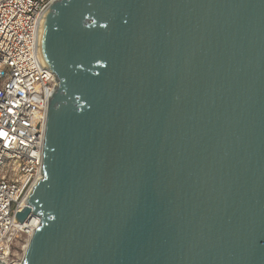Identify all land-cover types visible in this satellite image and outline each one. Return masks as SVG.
<instances>
[{
    "label": "water",
    "instance_id": "water-1",
    "mask_svg": "<svg viewBox=\"0 0 264 264\" xmlns=\"http://www.w3.org/2000/svg\"><path fill=\"white\" fill-rule=\"evenodd\" d=\"M36 50L18 264H264V0H56Z\"/></svg>",
    "mask_w": 264,
    "mask_h": 264
},
{
    "label": "built area",
    "instance_id": "built-area-1",
    "mask_svg": "<svg viewBox=\"0 0 264 264\" xmlns=\"http://www.w3.org/2000/svg\"><path fill=\"white\" fill-rule=\"evenodd\" d=\"M55 1L0 0V261L5 264L20 263H9L13 245L21 236L29 240L38 226L34 218L20 224L16 214L32 182L41 177L56 80L42 67L36 43L41 16Z\"/></svg>",
    "mask_w": 264,
    "mask_h": 264
},
{
    "label": "rangeland",
    "instance_id": "rangeland-1",
    "mask_svg": "<svg viewBox=\"0 0 264 264\" xmlns=\"http://www.w3.org/2000/svg\"><path fill=\"white\" fill-rule=\"evenodd\" d=\"M19 241V242H18ZM26 245L25 242V237L21 236L20 239L14 243L13 248H12V254L9 259V263H18L21 261L23 254H24V249L23 247Z\"/></svg>",
    "mask_w": 264,
    "mask_h": 264
},
{
    "label": "bare ground",
    "instance_id": "bare-ground-1",
    "mask_svg": "<svg viewBox=\"0 0 264 264\" xmlns=\"http://www.w3.org/2000/svg\"><path fill=\"white\" fill-rule=\"evenodd\" d=\"M40 179V178H39ZM39 179H35L33 182H32V184H31V186H30V188L28 189V192H29V190H30V193H31V191H32V189H33V187H34V185L38 182V180ZM29 193V194H30ZM29 196V195H28ZM26 197H27V195H26ZM26 197H24L21 201H20V207H22L23 206V208L27 205V199H26ZM28 198V197H27ZM29 218H34L33 219V221H34V224L35 225H37V224H39V219L37 218V217H34V216H30ZM26 230H27V232L29 233V230L26 228ZM30 234V233H29ZM31 235V234H30ZM29 238V237H28ZM25 242H28V239L27 240H25ZM26 245H27V243H26ZM26 245L23 247V249H24V251H25V248H26ZM22 260V259H21ZM11 263V262H10Z\"/></svg>",
    "mask_w": 264,
    "mask_h": 264
}]
</instances>
